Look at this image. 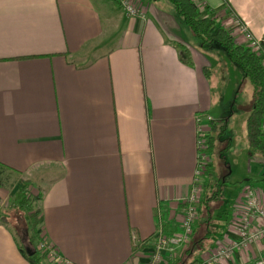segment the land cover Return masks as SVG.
Instances as JSON below:
<instances>
[{
    "label": "crops",
    "instance_id": "1",
    "mask_svg": "<svg viewBox=\"0 0 264 264\" xmlns=\"http://www.w3.org/2000/svg\"><path fill=\"white\" fill-rule=\"evenodd\" d=\"M191 1L235 42L233 19L262 39L264 0ZM133 4L144 19L113 0H0V163L40 193L38 231L55 264H145L156 231H177L198 130L212 135L217 120L216 59L167 0ZM249 161L259 182L220 210L200 260L234 239L246 188L264 204V156ZM262 252L252 243L216 264ZM0 264H29L2 223Z\"/></svg>",
    "mask_w": 264,
    "mask_h": 264
},
{
    "label": "trees",
    "instance_id": "2",
    "mask_svg": "<svg viewBox=\"0 0 264 264\" xmlns=\"http://www.w3.org/2000/svg\"><path fill=\"white\" fill-rule=\"evenodd\" d=\"M167 1L174 6L176 13L181 17L184 24L197 37L202 49H207L213 44L219 45L228 60L238 67L243 76L250 82L252 95L249 110L244 120L245 141L249 148V155H253L258 151L262 152V142L264 140L262 127L264 122V65L262 62L264 58V31L262 39L259 40V52L256 54L250 51L245 44L235 42L233 37L215 18L201 16L200 11L191 0ZM222 2L223 6L226 7V0H222ZM181 53L182 58L187 59V50L181 47ZM207 123L210 126V131L215 129V121L208 120ZM212 140L213 136L211 134L204 136L205 146L203 151L205 153H209ZM209 167L210 164H205L204 166L205 180L201 184L203 193L207 186V180L210 178ZM18 175L17 171L0 163V188L8 187L12 189L18 181L27 186L28 182L21 180ZM260 181L264 183V171L260 175ZM216 186L217 190L212 192L211 196L205 197L206 194H203V199L197 208L199 221L196 218L193 224V231L188 242L181 249L180 255L168 262V264H195L200 261L199 254L205 251V248L210 244L208 240L211 238L213 231L209 223L211 212L209 202H213L214 198H217L216 195L219 194L222 184L221 186L216 184ZM40 200V193L30 194L25 187H18L12 201V206L17 213L25 214L23 232L26 236V246L21 243L11 229L9 231L19 253L29 264H44L43 261L47 259V250L46 252H41V250L36 249V242L40 239V232L38 231ZM0 223L7 225V216L5 214L0 213ZM26 248L28 252H26Z\"/></svg>",
    "mask_w": 264,
    "mask_h": 264
},
{
    "label": "rangeland",
    "instance_id": "3",
    "mask_svg": "<svg viewBox=\"0 0 264 264\" xmlns=\"http://www.w3.org/2000/svg\"><path fill=\"white\" fill-rule=\"evenodd\" d=\"M211 46L212 49L207 50V48L203 51L210 52L211 56L218 62L217 68L210 71L208 75L212 95L211 103L215 110L213 117L217 120L216 127L212 132V146L209 148V153H204L206 164H210V178L207 180L204 193L201 191L197 208L203 199V194H206L205 197H209L212 192L217 190L216 184H220V186L225 184L219 194L216 195L217 198H214L213 202H209L211 208L209 223L215 230L216 225L223 221V216H219L223 209L227 210L226 204L229 203L230 199L239 194L241 188L247 183L253 186L257 184L259 177H255L249 171V166L254 163L249 161V148L245 141L244 131V117H246L251 103V84L239 68L228 60L219 45L213 44ZM255 153L259 154L260 152ZM261 153L264 156V146ZM204 180L205 178H203ZM18 187H25L30 194L39 193L31 185L29 186V182L27 186L19 182L12 189L0 188V213L7 216V226L26 246V236L23 232L25 214L17 213L12 206ZM197 220L199 221L198 215ZM43 262L44 264H55L54 260L49 258Z\"/></svg>",
    "mask_w": 264,
    "mask_h": 264
},
{
    "label": "built area",
    "instance_id": "4",
    "mask_svg": "<svg viewBox=\"0 0 264 264\" xmlns=\"http://www.w3.org/2000/svg\"><path fill=\"white\" fill-rule=\"evenodd\" d=\"M127 15L144 19L145 14L140 6L133 4V0H113ZM235 34L250 49L258 54L259 40L237 19H233ZM264 65V58L262 59ZM200 119L197 118V122ZM200 127L196 140V169L193 179L189 185L187 195L180 202L178 229L175 233L164 234L157 230L154 234V245L149 258L145 264H168L175 257L180 255L181 249L188 242L193 231V224L197 218V204L201 195V184L205 175L206 164L204 155L205 136ZM202 140H201V139ZM244 207L239 212V222L236 225V235L227 244L212 251H207L197 264H216L220 259L232 255V253L252 243H260L262 255L254 260L253 264H264V204H261L252 187L244 191ZM36 249L46 252L47 258L57 259L55 250L47 243L40 233V239L36 242ZM56 263V262H55ZM58 264H70L65 260H58Z\"/></svg>",
    "mask_w": 264,
    "mask_h": 264
},
{
    "label": "water",
    "instance_id": "5",
    "mask_svg": "<svg viewBox=\"0 0 264 264\" xmlns=\"http://www.w3.org/2000/svg\"><path fill=\"white\" fill-rule=\"evenodd\" d=\"M25 250H26V252H28V251H27V248H26Z\"/></svg>",
    "mask_w": 264,
    "mask_h": 264
}]
</instances>
